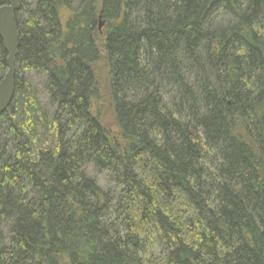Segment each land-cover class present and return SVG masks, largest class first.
Listing matches in <instances>:
<instances>
[{"label":"trees","instance_id":"obj_1","mask_svg":"<svg viewBox=\"0 0 264 264\" xmlns=\"http://www.w3.org/2000/svg\"><path fill=\"white\" fill-rule=\"evenodd\" d=\"M17 2L0 264H264V0Z\"/></svg>","mask_w":264,"mask_h":264},{"label":"water","instance_id":"obj_2","mask_svg":"<svg viewBox=\"0 0 264 264\" xmlns=\"http://www.w3.org/2000/svg\"><path fill=\"white\" fill-rule=\"evenodd\" d=\"M7 5L0 8V39L3 49L7 54V72L0 81V116L11 105L14 97L15 59L20 46V38L17 31L15 15L19 11L17 0H6ZM102 23H99V30ZM3 171L0 167V185L3 181Z\"/></svg>","mask_w":264,"mask_h":264},{"label":"rangeland","instance_id":"obj_3","mask_svg":"<svg viewBox=\"0 0 264 264\" xmlns=\"http://www.w3.org/2000/svg\"><path fill=\"white\" fill-rule=\"evenodd\" d=\"M98 71H99V75H101L102 77H104L105 75V71L103 66L98 65ZM30 78V82L33 85L35 92H36V98H37V102L39 104V107L42 108V110H45L47 112H51V108L48 105V98H47V94L44 90V84H43V77L37 74H30L29 76ZM104 79V78H103ZM104 118H103V124L109 128L110 127V119H108V115H107V108H105L104 110ZM43 133V132H42ZM45 141H46V137H45Z\"/></svg>","mask_w":264,"mask_h":264}]
</instances>
